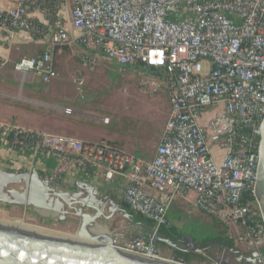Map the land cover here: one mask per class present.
I'll return each instance as SVG.
<instances>
[{
  "label": "built area",
  "instance_id": "2783aa9c",
  "mask_svg": "<svg viewBox=\"0 0 264 264\" xmlns=\"http://www.w3.org/2000/svg\"><path fill=\"white\" fill-rule=\"evenodd\" d=\"M14 1L9 9L0 7V34L24 32L47 45L40 55L18 59L15 71L48 84L57 77L56 49L78 45L76 55L92 68L105 58L123 67L143 62L158 69L170 109L151 159L107 140L85 142L0 122L5 148L52 153L59 164L49 178L56 183L75 169L101 174L106 182L124 176L120 199L152 220L155 232L168 222L173 204L194 193L198 210L224 223L249 250L264 251L257 194L264 0H68L69 20L56 21L49 32L33 14L58 18V0ZM4 63L0 57V68ZM112 241L148 260L183 263L166 258L152 239ZM259 254L258 264H264Z\"/></svg>",
  "mask_w": 264,
  "mask_h": 264
},
{
  "label": "crops",
  "instance_id": "0c3cea01",
  "mask_svg": "<svg viewBox=\"0 0 264 264\" xmlns=\"http://www.w3.org/2000/svg\"><path fill=\"white\" fill-rule=\"evenodd\" d=\"M58 1L60 7L58 18H51L50 16H45L39 12L33 14L35 21L44 26L47 32L51 30L56 21L60 20L62 22H67L70 18V2L68 0ZM14 5V0H0L1 8L9 9ZM46 48L47 45L44 41H41L40 39L34 41L24 32H18L13 38L9 35L0 34V57L5 60L4 65L0 68V89L5 91L1 85H4V87L7 88L4 94L9 97L14 96L11 94L12 92L9 91V88L19 80L20 83L23 84L21 91L27 95L25 98L29 102H36L41 98H52V100H56L55 103L51 104H49V102L42 103L46 106H53V110L55 111L52 112L47 107L41 109L30 103L18 106L13 99L11 100L9 97H1L0 122L29 127L45 132L49 131L48 133L53 132L58 135L71 136L85 142H96L100 140L113 142L109 136H104L103 134L98 133V129L100 128H97L98 122L96 120H102L100 117L95 116L86 110H81L76 105H73L77 102V93L80 88H73L69 82L71 79L70 76L75 74L76 77L82 78L81 82H84L85 76L95 70L94 67L92 68L84 65L76 55L77 52L82 50L81 46L74 45L72 47H58L56 49L54 59L56 55L68 52L72 53L74 56L76 55L75 57L79 60V63L72 65L66 61L63 64H59L60 62L58 61V64H56L55 59L57 77L52 80H55L53 84L52 82L48 84L44 83L37 75L23 74L15 71L14 63L22 56H37L42 54ZM64 56L65 55H62L61 58L64 59ZM102 61L114 62L113 60L105 58L101 59V62ZM133 66L134 65L127 67ZM146 68L147 67L145 66V71H147ZM156 70L158 69L152 68L149 73L158 72ZM148 80L151 81L150 78H148ZM160 82L161 79L155 83L154 89L158 90L162 88L167 94L164 86L160 85ZM36 83H41V85L52 84L51 91H48L47 93L43 92L42 97L41 92L39 91L41 85L37 86ZM72 91L73 94H71ZM214 113L215 111L212 112V114ZM161 130L163 131V128ZM115 141L116 142L113 143L118 144L124 150L130 152L131 149H127L130 145L127 146L123 141ZM154 155L155 153L151 155L148 154L143 158L151 159ZM58 164L59 161L57 157L50 152L42 151L35 153L30 150L5 148L0 142V169L9 172H22L25 170L35 171L41 178L48 179L52 188L55 189L57 193L61 194L66 200L72 201L77 199L83 201L84 204L77 207L81 208L82 212L85 214L97 216L96 221L99 224L97 227L100 228L99 230L96 227L98 237L103 236L108 238L104 234L105 231H108L110 238L112 236H117L119 237L120 242H126L137 236L149 237L155 233V226L150 227L147 223L138 220L135 215L131 214L130 211L124 207L125 202L120 199V192L126 180L124 176L116 174L113 182H106L101 174H89L75 169L67 174L61 183H56L49 178V173L56 169ZM13 188L18 191L24 189L22 185L14 186ZM51 197L52 200L58 202L61 210L69 211L68 213L73 214L79 219V222L81 221L80 217L70 211V207L66 201L58 197ZM194 198L195 194L190 193L187 198L176 201L171 209H173L179 202L182 203L183 209L190 207L192 211H195L197 208L194 205ZM20 206H24L29 210L31 205ZM33 209L43 216L47 217L50 215L55 217V214L50 211L44 209V211L38 210L35 207H33ZM68 213L62 214L60 217L59 215L56 216L59 220H64ZM170 222L169 216V224ZM89 231L90 230H88V232Z\"/></svg>",
  "mask_w": 264,
  "mask_h": 264
},
{
  "label": "rangeland",
  "instance_id": "374dc122",
  "mask_svg": "<svg viewBox=\"0 0 264 264\" xmlns=\"http://www.w3.org/2000/svg\"><path fill=\"white\" fill-rule=\"evenodd\" d=\"M62 55L64 59H62ZM76 56V55H75ZM72 53H64L56 55V64H63L66 61L69 64H77L79 60ZM94 71L85 76V81L81 82V77H76L72 74L69 80L73 88L78 90L76 105L81 110L91 112L102 120L98 121V133L104 136H109L115 140L123 141L130 152L136 155L146 157L156 152L159 145L162 128L169 117L168 97L165 91L160 88L155 90V83L161 78V73H149V71L138 68L117 65L115 62L102 61L94 67ZM145 71V73H144ZM66 72V71H65ZM151 79V81L148 80ZM55 82L52 81V84ZM154 82V83H153ZM52 84L41 85L39 91L50 92ZM154 84V85H153ZM5 91L0 89V98H8L4 93L7 88L1 85ZM23 84L19 80L11 85L9 91L14 96L15 104L23 106L24 104H34L37 108H48L52 112L53 106H46L42 103H55L52 98H41L36 102H29L25 97V93L21 91ZM3 93V94H2ZM7 94V93H6ZM73 94V91L71 92ZM43 97V95H42ZM74 97V96H73ZM72 97V98H73ZM54 101V102H53ZM72 103V102H71ZM210 114H206V118ZM49 132V131H47ZM55 134L53 132H50ZM43 216L33 209L32 206L27 210L24 206L5 203L0 201V220H16L19 219L27 224L35 227L49 229L57 233H68L77 235L80 225L79 219L73 214L68 213L64 220H59L56 215ZM170 226L183 233L180 238V246L182 248L195 249L196 245L193 241V236L201 237L212 228L214 220L221 222L214 217L200 211H192L190 207L182 208V203H177L170 210ZM49 232V231H43ZM241 254H247L249 249L246 246H238ZM212 259L205 264H250L249 257H244L243 262L236 258L232 252H225L218 247L211 248ZM161 253L168 259H174L171 251L161 249Z\"/></svg>",
  "mask_w": 264,
  "mask_h": 264
},
{
  "label": "water",
  "instance_id": "95a60500",
  "mask_svg": "<svg viewBox=\"0 0 264 264\" xmlns=\"http://www.w3.org/2000/svg\"><path fill=\"white\" fill-rule=\"evenodd\" d=\"M259 155L257 194L264 211V122ZM20 185L24 187L22 191L13 188ZM51 196L66 201L70 211L80 217L76 235L80 241L51 240L0 228V264H186L170 260L139 259L130 252L126 253L118 249L113 244L112 237L101 240L97 236L96 227L99 226L96 221L97 216L85 214L81 208L77 207L84 204L83 201L66 200L52 188L48 179L41 178L35 171L9 172L0 169V200L11 204L31 205L38 210L50 211L59 217L69 212L61 210L58 202L52 200ZM145 238L152 239L155 244L163 242L173 249L189 250V248H182L178 241L174 242L170 238L161 237L158 231ZM189 251L205 253L204 249L197 247ZM223 251L232 252L235 256L239 253L238 250L226 247ZM237 259L242 261L244 255L240 253ZM248 259L251 264H257L261 262V255L253 252Z\"/></svg>",
  "mask_w": 264,
  "mask_h": 264
},
{
  "label": "trees",
  "instance_id": "16d2710c",
  "mask_svg": "<svg viewBox=\"0 0 264 264\" xmlns=\"http://www.w3.org/2000/svg\"><path fill=\"white\" fill-rule=\"evenodd\" d=\"M40 55V54H39ZM147 67V66H146ZM133 68H138L141 70L145 69V64L143 62H139L138 64L134 65ZM148 71H151L152 68H146ZM124 207L130 211L131 214L135 215V217L147 223L150 227L155 226L154 222L143 215L134 212L129 208V206L124 203ZM214 219H217L214 217ZM218 220V219H217ZM158 233L163 238H170L172 241H176V239H180L183 237V233L179 232L175 226H170L169 224V215H168V222L161 226L158 230ZM138 237V236H137ZM193 241L197 248H201L205 250V253H199L195 251H189L194 249H189L187 251L177 250L169 247L163 242H157L156 247L161 251L169 250L175 260L181 261L186 264H205L207 263L210 258L212 259V251L211 248L218 247L220 249L230 248L233 250H238L240 253V248L242 244L237 242L230 234L228 227L222 223L214 220L212 223V228L210 231L206 232L201 237L193 236ZM180 245V243H179ZM244 246V245H242ZM195 247V248H196ZM256 250H249L247 254H244V257H250L252 253ZM261 254H264L263 250L258 251Z\"/></svg>",
  "mask_w": 264,
  "mask_h": 264
},
{
  "label": "bare ground",
  "instance_id": "6f19581e",
  "mask_svg": "<svg viewBox=\"0 0 264 264\" xmlns=\"http://www.w3.org/2000/svg\"><path fill=\"white\" fill-rule=\"evenodd\" d=\"M42 211H44L43 209H41ZM57 215V214H55ZM0 228L4 229L6 231H10V232H17V233H21V234H26V235H31V236H36V237H41V238H45V239H51V240H59V241H75V240H79L77 238V236L72 235V234H68V233H57L56 231H51L49 229H43V228H39V227H35L33 225L30 224H26L25 222L16 219V220H0ZM99 230L100 228L97 227ZM49 231L47 232H43V231ZM104 234L108 237H103L100 236L99 238L101 240H106L110 238V234L108 231H105ZM80 241V240H79ZM86 242V241H85ZM128 253V252H126ZM132 255H135L136 257H138L139 259H146L143 256L131 253ZM159 263H168V262H159Z\"/></svg>",
  "mask_w": 264,
  "mask_h": 264
},
{
  "label": "flooded vegetation",
  "instance_id": "af4514ba",
  "mask_svg": "<svg viewBox=\"0 0 264 264\" xmlns=\"http://www.w3.org/2000/svg\"><path fill=\"white\" fill-rule=\"evenodd\" d=\"M176 241H178V243H180L182 241V239H176ZM236 258H237V256H236ZM244 260H245V258L243 259V262H244ZM250 264H251V262H250Z\"/></svg>",
  "mask_w": 264,
  "mask_h": 264
}]
</instances>
